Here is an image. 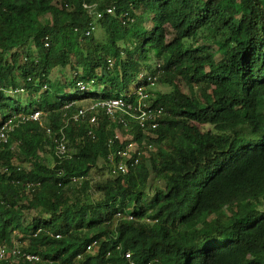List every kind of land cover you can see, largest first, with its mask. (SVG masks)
I'll return each instance as SVG.
<instances>
[{"label":"trees","instance_id":"trees-1","mask_svg":"<svg viewBox=\"0 0 264 264\" xmlns=\"http://www.w3.org/2000/svg\"><path fill=\"white\" fill-rule=\"evenodd\" d=\"M140 74L168 89L140 84L155 129L70 119L135 104ZM8 120L0 243L38 261L1 264H264V0H0ZM62 134L70 158L52 168ZM129 144L113 175L107 156Z\"/></svg>","mask_w":264,"mask_h":264},{"label":"built area","instance_id":"built-area-1","mask_svg":"<svg viewBox=\"0 0 264 264\" xmlns=\"http://www.w3.org/2000/svg\"><path fill=\"white\" fill-rule=\"evenodd\" d=\"M92 5L84 4V8H87L88 10H92ZM112 9H106L107 14H111ZM91 13V12H90ZM93 13V12H92ZM101 14H98V17ZM95 30V27L93 24H90L89 29L85 32V36H89L92 31ZM45 46H48V43H45ZM139 82L137 83L136 87L133 89L131 95L135 97V104L128 102L123 97H114L109 100H103V101H95L92 102L83 108H80L75 114H73L70 119L74 122L79 121L80 119H83L88 114V124L94 125L96 122V114H103L104 116L110 118V119H117L120 124L127 127L130 123L133 122V124L140 129H155L158 126V120L160 116L162 115L161 109H151L150 105L148 104V99L150 97L149 93L146 92V88L144 86H141L140 84L146 80L149 84V86H154L156 83L155 77H148L144 74L139 75ZM77 88L79 90L85 89V85L82 82H78L76 84ZM126 98H129L130 96H125ZM40 118L39 112H34L29 116V119L38 121ZM12 127L14 125L12 124V120L6 121L4 124L0 126V143L5 144L7 143L8 139V132L12 130ZM49 133V130H47ZM116 136L115 138H117ZM111 143V142H110ZM54 156L56 157V162L52 166L55 167V165H59L64 160H67L70 158V155L67 152L66 145H65V137L62 134L59 139H56L54 141ZM132 149V144L127 145L123 149H118L115 151V153H110L107 156V160L112 167L111 173L113 175H119V174H125L127 170V164L125 160H128L131 158L130 150ZM134 164L137 163V159L133 160ZM73 181L75 179H72ZM124 220H132V217L130 215H124L122 217ZM58 237V236H57ZM90 246L87 248L90 250ZM11 254L12 257H23L29 262L32 261H38V257L32 254H23L18 250L17 248H13L11 250V253L9 252V249L6 245L0 243V264L2 261H4L5 257L7 255ZM124 259L128 260L129 264H137L135 262H132L130 253L126 252L124 253ZM145 264H151L150 262Z\"/></svg>","mask_w":264,"mask_h":264},{"label":"rangeland","instance_id":"rangeland-1","mask_svg":"<svg viewBox=\"0 0 264 264\" xmlns=\"http://www.w3.org/2000/svg\"><path fill=\"white\" fill-rule=\"evenodd\" d=\"M94 35L96 36V37H98V38H101V37H103L104 36V32L99 28V27H96V29H95V31H94ZM56 73H58L57 75H60V74H62L63 73V71H58V72H56ZM132 87V86H131ZM150 91H152V92H154V91H157V90H161V91H166V90H168L167 88H165V87H160V86H158L157 85V83H156V85H154V86H152V87H150V89H149ZM121 95H125L124 93H122ZM84 104V103H83ZM90 104V103H89ZM88 105V104H87ZM86 106V105H85Z\"/></svg>","mask_w":264,"mask_h":264}]
</instances>
